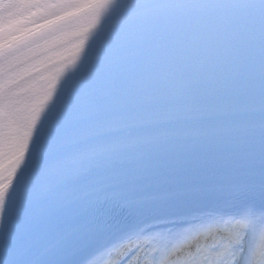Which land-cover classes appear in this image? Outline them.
<instances>
[{"label": "snow or ice", "instance_id": "obj_1", "mask_svg": "<svg viewBox=\"0 0 264 264\" xmlns=\"http://www.w3.org/2000/svg\"><path fill=\"white\" fill-rule=\"evenodd\" d=\"M0 264H264V0H0Z\"/></svg>", "mask_w": 264, "mask_h": 264}]
</instances>
